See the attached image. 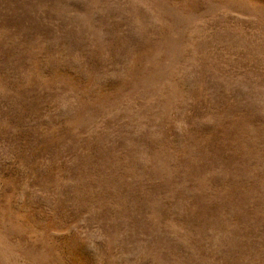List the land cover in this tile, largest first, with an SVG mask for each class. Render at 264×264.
<instances>
[{"label": "rangeland", "instance_id": "374dc122", "mask_svg": "<svg viewBox=\"0 0 264 264\" xmlns=\"http://www.w3.org/2000/svg\"><path fill=\"white\" fill-rule=\"evenodd\" d=\"M0 264H264V0H0Z\"/></svg>", "mask_w": 264, "mask_h": 264}]
</instances>
